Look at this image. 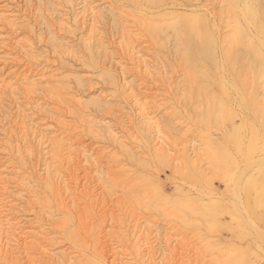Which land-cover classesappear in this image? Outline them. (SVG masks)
Here are the masks:
<instances>
[{
    "label": "rangeland",
    "instance_id": "374dc122",
    "mask_svg": "<svg viewBox=\"0 0 264 264\" xmlns=\"http://www.w3.org/2000/svg\"><path fill=\"white\" fill-rule=\"evenodd\" d=\"M84 1L0 0V219L35 235L0 264H112L145 226L156 262L170 247L167 264H264V0H89L94 22ZM67 147L69 189L50 187L47 157Z\"/></svg>",
    "mask_w": 264,
    "mask_h": 264
},
{
    "label": "bare ground",
    "instance_id": "6f19581e",
    "mask_svg": "<svg viewBox=\"0 0 264 264\" xmlns=\"http://www.w3.org/2000/svg\"><path fill=\"white\" fill-rule=\"evenodd\" d=\"M83 13H85V14H89V15H91V17H92V20H93V22H94V20H95V18L97 17V13L98 12H96V9H95V7L94 6H92L90 3H89V0H85L84 1V8H83ZM98 11V10H97ZM85 14L83 15L84 17H85ZM82 15V14H81ZM6 17V16H5ZM8 17V16H7ZM85 19V18H84ZM94 24V23H93ZM94 26V25H93ZM92 26V27H93ZM94 27H96V25L94 26ZM93 30V29H92ZM123 31H125V35L128 37V38H131L132 39V37H133V39H136V40H139V38H138V35L136 34V33H134V31H132L130 28H128L127 26H126V30H124L123 29ZM123 36V35H122ZM91 38V37H90ZM90 38H88L89 39V41H90ZM100 43V42H99ZM103 42H101V44H102ZM103 44H105V43H103ZM102 47V46H101ZM130 48H132L131 50H132V57L131 58H133V61L138 65V67L139 68H142V69H144V73L145 74H149V73H151V68L153 67V65L151 64V62L148 60V57H146V54H144L143 52H142V50L141 49H138V50H136L135 48L136 47H130ZM129 48V49H130ZM128 49V50H129ZM131 53V52H130ZM131 56V55H130ZM154 64V63H153ZM155 67V66H154ZM141 69V70H142ZM129 72V71H128ZM139 72H140V70H139ZM142 72V71H141ZM138 73V72H137ZM142 74V73H141ZM126 75V74H125ZM129 76V75H128ZM127 76V77H128ZM57 77V76H56ZM33 79V78H32ZM31 79V80H32ZM40 79V78H39ZM62 79V78H61ZM58 80V79H57ZM28 81H29V79H28ZM40 81V80H39ZM61 81V80H60ZM30 82H32V81H30ZM34 82H35V80H34ZM42 82V81H41ZM41 82H40V84H41ZM28 83V82H27ZM48 83V82H47ZM129 83V82H128ZM127 83V85H125L126 87H124L126 90L125 91H128L129 92V94H128V96H130L131 97V99H132V101H131V103L132 102H134V104H133V107H136L137 108V110H138V117H137V119L138 118H141L142 120H144V122H145V124L146 125H148V126H152V124L154 123V125H155V127L156 128H159L160 129V122H159V120H156L153 116H151V113L149 112V110H150V106H149V102H145V101H142V95H141V93H139V92H137V89L135 88V87H133L131 84H128ZM31 84V83H30ZM37 84H38V81H37ZM36 83H33V86H36L37 85ZM11 86L10 87H12V84H10ZM39 85V84H38ZM37 85V86H38ZM134 85V84H133ZM8 87L9 86V84H5V82H4V80H0V87ZM30 86V85H29ZM31 88V87H30ZM139 88V87H138ZM32 89V88H31ZM35 90V89H34ZM28 91V90H27ZM31 91H33V89L31 90ZM30 95V94H29ZM129 97V98H130ZM130 99V100H131ZM245 102V101H244ZM149 109V110H148ZM134 110V109H133ZM137 114V113H136ZM135 114V115H136ZM27 117V116H26ZM26 121V120H25ZM37 124V123H36ZM27 125V124H26ZM25 125V126H26ZM144 125V124H143ZM38 126V125H37ZM97 126V125H96ZM39 127V126H38ZM38 127H36V128H34V126L33 127H30V130H32V133L33 134H36L37 132H38ZM92 127V126H91ZM90 127V128H91ZM251 127V126H250ZM25 128V127H24ZM23 128V129H24ZM148 128V127H147ZM162 128V127H161ZM93 129V128H92ZM110 130H108V134H109V137L112 139V141H115V143H117V142H119L121 145H123L124 144V142H123V140H122V137H121V135H119V133H117V132H115L114 131V129L113 128H109ZM148 129H151V128H148ZM46 130V129H45ZM94 130H95V128H94ZM93 130V131H94ZM42 131V130H41ZM44 131V130H43ZM99 131V130H98ZM153 131H155V129L153 130ZM158 132H156V137H155V142H154V145H153V148H154V150H155V152H156V154H158L160 157H162L163 159H166L165 157H167V155L168 154H170V156H171V153L175 150L174 149V147L172 146V145H169V144H165L164 146H163V144H164V141H163V139L164 138H162V136H161V131L160 130H157ZM45 132V131H44ZM47 133L49 132V131H46ZM45 132V133H46ZM155 132H153V133H155ZM43 133V132H42ZM25 134H26V132H25ZM39 134H41V133H39L38 132V135ZM49 134V133H48ZM162 134H164L163 132H162ZM45 135H47V134H45ZM45 135H43L42 134V137H40V139L39 140H41V139H43V137H48V136H45ZM50 135V134H49ZM51 136V135H50ZM164 136V135H163ZM49 138V137H48ZM53 138V137H52ZM56 138V137H55ZM55 138H54V140H55ZM49 139H51V138H49ZM48 139V140H49ZM167 139V138H166ZM166 141V140H165ZM68 142V141H67ZM67 142H65L66 144H67ZM64 143V140L62 141V139L61 140H57V141H52L51 142V144H53V148H56V149H58V147L59 146H67L66 144ZM70 144V143H69ZM72 144V143H71ZM52 146V145H51ZM167 146V147H166ZM70 147V146H69ZM69 147H67L66 149H67V152H66V154H60V155H55V153L54 154H49L48 155V157H47V164H46V167H45V172H46V174H47V176L45 177V179L47 180V183L49 184V186L50 187H53L55 184H57L58 182H59V185L61 184V183H63L64 184V189H67L68 188V182H67V179H66V176L65 175H62V173H61V162H65L66 161V163H69V162H71L70 160H71V158H72V152H73V150L71 151L70 150V148ZM150 147V146H149ZM193 147V146H192ZM244 147V146H243ZM246 147V146H245ZM61 148V147H60ZM191 148V147H190ZM193 148H195V147H193ZM55 149V150H56ZM174 149V150H173ZM188 149H189V147H188ZM252 149V148H251ZM187 150V149H186ZM190 150H192V149H190ZM196 150V149H195ZM66 151V150H65ZM64 151V152H65ZM172 151V152H171ZM188 151V154H190L189 153V150H187ZM84 152V151H83ZM171 152V153H170ZM185 152L186 151H184L183 153L185 154ZM195 152V151H194ZM58 153V152H57ZM168 153V154H167ZM246 154V153H245ZM63 155L64 156H67V157H63ZM243 157V156H242ZM87 158V157H86ZM240 158V157H239ZM89 159V158H88ZM88 159H85V160H87L88 161ZM50 160V161H49ZM73 160V159H72ZM94 160V159H93ZM90 161V160H89ZM94 162V161H93ZM70 165H71V163H69ZM91 164V163H90ZM94 164V163H93ZM64 165V164H63ZM95 172H96V174L98 175L97 177H99V178H101V177H103V169H102V167H101V165H96V160H95ZM259 166V165H258ZM88 167H90V166H88ZM91 168V167H90ZM255 169V168H254ZM61 170V171H60ZM219 170V169H218ZM237 171V170H236ZM263 171V170H262ZM241 173V172H240ZM247 173V172H246ZM262 173V172H261ZM260 173V174H261ZM264 173V172H263ZM263 175H261V177H262ZM97 177H96V179H97ZM250 177V176H249ZM260 177V178H261ZM95 178V177H94ZM4 178H2V180H3ZM101 180V179H100ZM233 180V179H232ZM250 180V179H249ZM248 180V181H249ZM6 181V180H5ZM237 181V180H236ZM247 181V182H248ZM246 182V181H245ZM246 182V183H247ZM250 182V181H249ZM71 183V182H70ZM241 183H242V181H241ZM235 184H236V182H235ZM235 184H234V186H235ZM244 184V183H243ZM242 184V185H243ZM249 184V183H248ZM248 184H246V185H248ZM62 185V184H61ZM251 185V182H250V184H249V186ZM258 185H260V184H258ZM248 186V187H249ZM244 187V186H243ZM247 187V186H246ZM262 187V186H261ZM63 188V187H62ZM233 188V187H232ZM235 188V187H234ZM69 189V188H68ZM230 189V188H229ZM232 190V189H231ZM262 190V189H261ZM260 190V191H261ZM5 191V190H4ZM2 192H3V189H2ZM228 192V191H227ZM230 192V191H229ZM233 195V194H232ZM236 195V194H235ZM250 195V194H249ZM61 196V195H60ZM220 197V196H219ZM218 197V198H219ZM248 197V196H247ZM232 198V197H231ZM88 199V198H87ZM235 199V198H234ZM230 200V199H229ZM244 200V199H243ZM229 202V201H228ZM242 202V201H241ZM2 203V202H1ZM228 204V203H227ZM1 205H3V204H1ZM1 205H0V208H1ZM248 205V204H247ZM242 206V205H241ZM249 206V205H248ZM5 207V206H4ZM252 207V206H251ZM246 208V207H245ZM7 209H10V208H7ZM252 209V208H251ZM1 210H3L2 208H1ZM230 210V209H229ZM242 210H244V208H242ZM246 211V210H245ZM247 211H249V210H247ZM2 212V211H1ZM6 212V211H5ZM9 212V211H8ZM253 212V211H252ZM252 212H251V215H253L252 217H254V213L252 214ZM235 213H236V211H235ZM247 213V212H246ZM3 214V213H2ZM11 214V213H10ZM231 214H233V212L231 213ZM237 214V213H236ZM249 214V213H248ZM248 214H245V215H248ZM237 216V215H236ZM243 217V216H242ZM245 217V216H244ZM225 218V217H224ZM239 218V217H238ZM14 219V218H13ZM235 219V218H234ZM240 219V218H239ZM239 219H238V221H239ZM109 220V219H108ZM236 220V219H235ZM241 220V219H240ZM250 220V219H249ZM110 221V220H109ZM260 221H261V219L258 221L259 223H260ZM14 222V221H13ZM251 222V221H250ZM256 222V221H255ZM115 223V222H114ZM239 223V222H238ZM107 224V223H106ZM241 224V223H240ZM257 224V223H256ZM256 224H255V226H256ZM111 225V224H110ZM109 225V226H110ZM252 225H254V222H251L250 223V226H252ZM18 226V225H17ZM16 226V223H12V219H10V218H5V219H0V255L2 256V255H5L4 256V258H9V257H11V255L13 254V250H14V248H16V246H18L19 248H21L23 245H25L24 246V248H30L29 247V244L31 245L32 244V246H34L35 244V239H32L35 235L34 234H32L31 232H28V231H18V229H19V227H17ZM148 227V226H147ZM244 227H245V225H244ZM253 227V226H252ZM258 227V226H257ZM246 228V227H245ZM11 229V230H10ZM29 229V228H28ZM105 229V228H104ZM138 229V228H137ZM246 229H248V228H246ZM256 229V228H255ZM259 229V228H258ZM257 229V230H258ZM112 230H114V229H112ZM111 230V231H112ZM148 230H149V232H148ZM238 230V229H237ZM240 230H242V229H240ZM33 231V230H32ZM137 231V230H136ZM150 228L148 229V228H146V226L145 227H142V228H139V232H137V233H139V234H137L138 236H137V239H132V238H130L131 239V241L132 242H134L133 244H134V255H133V257H128V255L127 254H124V253H120L119 252V250L117 251V243H116V245H114V246H112L111 248H110V250H115L116 249V251H113L112 252V255L111 256H113L114 255V259H112L113 261H112V264H167L168 263V259L167 258H169L168 256H171V253H172V251H173V249L172 248H170L169 246H170V244H171V242H172V238L171 237H166L167 239H166V244H167V246L169 247V248H167V250H162L161 251V255L160 256H162V259L160 260V261H155V256H156V253L153 251V249H152V245H153V241H151L150 242V238H148V236H149V234H151L150 233ZM152 231H154V230H152ZM151 231V232H152ZM239 232V231H238ZM249 232V231H248ZM260 232V231H259ZM34 233V232H33ZM37 233V232H36ZM118 233V232H117ZM166 233V232H165ZM244 233V232H243ZM242 233V234H243ZM247 233V232H246ZM245 233V234H246ZM39 234V233H38ZM37 234V235H38ZM43 234V233H42ZM119 234V233H118ZM109 235V234H108ZM123 236V235H122ZM134 236V235H133ZM264 235H262L261 237H263ZM40 237H41V233H40ZM40 237L38 238V239H40ZM119 237V236H118ZM135 237V236H134ZM243 237V236H242ZM101 238V237H100ZM112 238V237H111ZM29 239V240H28ZM31 239V240H30ZM37 239V240H38ZM129 239V240H130ZM134 240H136V241H134ZM261 240V239H260ZM264 240V239H263ZM43 241V240H42ZM120 241V240H119ZM130 241V242H131ZM131 242V243H132ZM155 242V241H154ZM36 243H39L38 241L36 242ZM113 243V242H112ZM173 243V242H172ZM34 244V245H33ZM39 244H41V243H39ZM38 244V246H40ZM43 244V243H42ZM132 244V245H133ZM37 245V244H36ZM240 245V244H239ZM247 245V244H246ZM260 245V244H259ZM15 246V247H14ZM31 246V247H32ZM37 246V247H38ZM42 246V245H41ZM17 247V248H18ZM23 248V247H22ZM21 248V249H22ZM36 248V247H35ZM40 248V247H39ZM42 248H43V246H42ZM47 249V248H46ZM30 250V249H29ZM27 251V250H26ZM33 251V250H32ZM37 251V250H36ZM48 251V250H47ZM29 252H31V250L29 251ZM44 252V251H43ZM110 252V251H109ZM36 253V252H35ZM39 253V252H38ZM48 255H49V252H46ZM46 253H45V256H46ZM30 254V253H29ZM31 254H32V252H31ZM175 254V253H174ZM180 254V253H179ZM42 257V256H41ZM44 257V256H43ZM47 257V256H46ZM15 258V257H14ZM14 258H12V260L14 259ZM30 258V257H29ZM49 258V257H48ZM17 259V258H16ZM15 259V260H16ZM40 259V258H39ZM42 259V258H41ZM20 260V259H19ZM17 261H18V259H17ZM30 262H32V261H30ZM71 262V261H70ZM79 262V261H78ZM33 263V262H32ZM31 263V264H32ZM36 263V262H35ZM34 263V264H35ZM77 263V262H76ZM70 264V263H69ZM72 264H75V263H72ZM86 264V263H85Z\"/></svg>",
    "mask_w": 264,
    "mask_h": 264
}]
</instances>
